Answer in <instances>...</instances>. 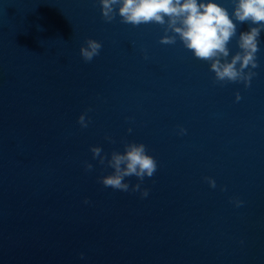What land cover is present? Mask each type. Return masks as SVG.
Wrapping results in <instances>:
<instances>
[{
  "label": "water",
  "instance_id": "1",
  "mask_svg": "<svg viewBox=\"0 0 264 264\" xmlns=\"http://www.w3.org/2000/svg\"><path fill=\"white\" fill-rule=\"evenodd\" d=\"M164 27L106 23L99 0H0V264H264V31L245 87ZM129 142L157 161L147 197L99 182L113 169L90 148Z\"/></svg>",
  "mask_w": 264,
  "mask_h": 264
},
{
  "label": "clouds",
  "instance_id": "2",
  "mask_svg": "<svg viewBox=\"0 0 264 264\" xmlns=\"http://www.w3.org/2000/svg\"><path fill=\"white\" fill-rule=\"evenodd\" d=\"M99 3L106 23H111L118 15L121 23L134 27L148 23L165 26V35L159 42L171 45L179 38L195 58L210 64L215 82H242L245 87H249L257 75L253 69L259 67L257 53L260 50V35L264 31V0H233L234 10L231 14L214 0H99ZM244 23L254 26H250L247 31H240L237 40L239 51L229 61L230 49L227 45L237 35L238 24ZM85 45L80 48V55L90 62L100 54L102 44L89 38ZM235 99L237 102L241 99L238 92ZM78 123L82 128L88 127L89 121L85 114L78 117ZM186 133L187 129L179 127L178 135ZM106 139L114 142L110 137ZM90 151L93 159L98 158L101 165L106 163L113 169L111 174L99 178L104 187L122 192H140L141 197L149 195L148 189L141 188V183L145 177L151 178L156 173L157 161L147 153L143 143H125L124 152L113 151L110 158L102 154L99 146L91 147ZM85 168L91 171L93 165L85 162ZM133 176L139 182L130 186L125 178ZM205 180L210 187H216L213 178L205 177ZM88 202L87 199L84 201ZM232 203L240 207L244 202L234 199Z\"/></svg>",
  "mask_w": 264,
  "mask_h": 264
}]
</instances>
